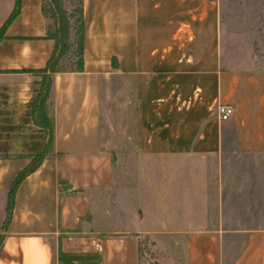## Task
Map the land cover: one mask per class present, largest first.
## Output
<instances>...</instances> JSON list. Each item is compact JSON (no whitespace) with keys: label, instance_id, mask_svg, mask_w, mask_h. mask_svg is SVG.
Wrapping results in <instances>:
<instances>
[{"label":"crops","instance_id":"0c3cea01","mask_svg":"<svg viewBox=\"0 0 264 264\" xmlns=\"http://www.w3.org/2000/svg\"><path fill=\"white\" fill-rule=\"evenodd\" d=\"M18 3L0 35L4 210L45 146L31 69L54 46L42 0ZM83 16L84 68L53 76V150L15 190L0 264H264V66L226 63L221 2L83 0Z\"/></svg>","mask_w":264,"mask_h":264},{"label":"trees","instance_id":"16d2710c","mask_svg":"<svg viewBox=\"0 0 264 264\" xmlns=\"http://www.w3.org/2000/svg\"><path fill=\"white\" fill-rule=\"evenodd\" d=\"M0 28L2 34L5 25L18 13V3ZM42 13L46 22L45 36L54 42L53 50L45 65L38 69H31L40 76V87L32 101L34 123L46 134V142L42 151L23 155L28 158L27 164L13 178L7 192V201L0 231V248L4 242L7 222L10 218L15 190L18 184L29 173L41 164L43 159L53 150L54 122L50 109V94L53 76L56 72L81 71L84 68V16L83 0H42ZM59 263L79 264L96 262L98 257L91 254H65L58 256Z\"/></svg>","mask_w":264,"mask_h":264},{"label":"rangeland","instance_id":"374dc122","mask_svg":"<svg viewBox=\"0 0 264 264\" xmlns=\"http://www.w3.org/2000/svg\"><path fill=\"white\" fill-rule=\"evenodd\" d=\"M218 1L222 5V47L226 63L243 68L264 66V0ZM257 198L264 208V194L260 193ZM5 216L4 206L0 205V231ZM241 246L242 239L238 237L235 247L227 249L234 255L240 252Z\"/></svg>","mask_w":264,"mask_h":264},{"label":"built area","instance_id":"2783aa9c","mask_svg":"<svg viewBox=\"0 0 264 264\" xmlns=\"http://www.w3.org/2000/svg\"><path fill=\"white\" fill-rule=\"evenodd\" d=\"M216 112L220 120H226L232 115L233 108L228 104H219L216 107Z\"/></svg>","mask_w":264,"mask_h":264}]
</instances>
